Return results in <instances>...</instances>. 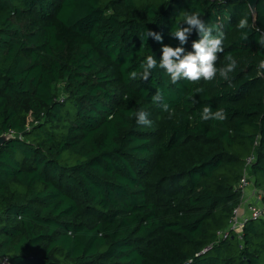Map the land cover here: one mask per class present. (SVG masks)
I'll list each match as a JSON object with an SVG mask.
<instances>
[{
	"label": "trees",
	"instance_id": "16d2710c",
	"mask_svg": "<svg viewBox=\"0 0 264 264\" xmlns=\"http://www.w3.org/2000/svg\"><path fill=\"white\" fill-rule=\"evenodd\" d=\"M192 12L230 79H128ZM262 35L264 0H0V264H264V218L230 229L246 174L264 204Z\"/></svg>",
	"mask_w": 264,
	"mask_h": 264
},
{
	"label": "clouds",
	"instance_id": "9594fccd",
	"mask_svg": "<svg viewBox=\"0 0 264 264\" xmlns=\"http://www.w3.org/2000/svg\"><path fill=\"white\" fill-rule=\"evenodd\" d=\"M183 23L187 26H181V24L171 31L172 38L179 41L181 46L171 47L163 46L162 56L159 60L154 55H148L141 64L142 71H131L128 73V79L135 80L141 79L148 81L152 70L159 67L164 70L171 78L172 83H176L180 80H186L192 83L204 81H212L219 75L223 80H229L230 74L233 73L238 67L237 61L228 56V63L225 66L217 68L216 62L218 60V54L224 52L223 42L224 33L217 31L213 34V29L206 26L205 22L197 13H185ZM249 20L245 16L239 20L238 28L246 29L248 27ZM193 30H196L200 36L198 41L192 42V51H187L183 47L188 43L189 36ZM144 37L154 38L157 42H162L163 37L154 31L146 30ZM244 38H247L246 33ZM259 43L264 45V35L261 36ZM261 68H264V62L260 64ZM196 93L203 92V88H196ZM162 94L158 91L153 97V102H160L162 100ZM169 106L165 103L162 105L163 111H168ZM136 124L139 126H150L151 121L148 119V113L141 110L135 114ZM200 119L202 121H208L214 119L217 121H224L227 119L226 113L223 109H218L215 112L210 107H203L200 113Z\"/></svg>",
	"mask_w": 264,
	"mask_h": 264
},
{
	"label": "built area",
	"instance_id": "2783aa9c",
	"mask_svg": "<svg viewBox=\"0 0 264 264\" xmlns=\"http://www.w3.org/2000/svg\"><path fill=\"white\" fill-rule=\"evenodd\" d=\"M60 101H63L62 97H60ZM253 159H254L253 156L248 157L247 163H250L251 161H253ZM250 184H252V183L249 180L248 175L246 174L241 179V182H240V186L242 187V191H244L245 187H247ZM253 196H254V201L251 202L250 204H247V206H246L247 213L243 217L239 216V208L234 210V217L232 219L230 229L237 231V232H240L241 227L244 225V223H245V221H247V219H249V218H252V219L264 218V204L261 203V197H260L258 192L257 193L255 192ZM222 235H223L222 237H226L227 232H224ZM2 264H7V259H4Z\"/></svg>",
	"mask_w": 264,
	"mask_h": 264
},
{
	"label": "crops",
	"instance_id": "0c3cea01",
	"mask_svg": "<svg viewBox=\"0 0 264 264\" xmlns=\"http://www.w3.org/2000/svg\"><path fill=\"white\" fill-rule=\"evenodd\" d=\"M254 193H255V188L253 186V184L248 185L247 187H245L244 191H243V203L242 206L240 208V217H243L246 213H247V204H250L251 202L254 201Z\"/></svg>",
	"mask_w": 264,
	"mask_h": 264
},
{
	"label": "water",
	"instance_id": "95a60500",
	"mask_svg": "<svg viewBox=\"0 0 264 264\" xmlns=\"http://www.w3.org/2000/svg\"><path fill=\"white\" fill-rule=\"evenodd\" d=\"M229 1H231V2L245 1L249 4L250 8L254 10V8H255V6L259 0H229ZM7 137H8V135H6V134L0 135V146L5 141V139Z\"/></svg>",
	"mask_w": 264,
	"mask_h": 264
}]
</instances>
